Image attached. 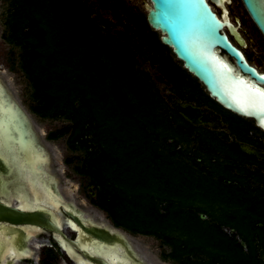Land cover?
I'll use <instances>...</instances> for the list:
<instances>
[{
	"label": "trees",
	"instance_id": "obj_1",
	"mask_svg": "<svg viewBox=\"0 0 264 264\" xmlns=\"http://www.w3.org/2000/svg\"><path fill=\"white\" fill-rule=\"evenodd\" d=\"M99 1L117 19L121 18L124 10L116 6V0L110 5ZM11 4L14 7L11 41L25 50L22 68L32 82L34 98L40 102L36 111L43 117H65L72 122L68 144L71 149H85L87 154L85 167L78 170L91 177V185L98 189V199L93 202L108 214L115 227L163 239L173 249L164 258H182L180 264H201L191 258L199 254L209 257L211 264H260L256 241L261 239L264 247V219L257 217L254 205L246 206L245 214L239 210L226 211L219 221L211 204H200L203 201L196 197L200 190L192 191L187 180L175 183L168 172L151 171L160 159V153L153 148V132L158 131L159 124L156 120L146 122L137 118L136 114L141 112L134 111L130 105L131 94L125 87L127 77L110 69V53L114 50L109 42L111 37L91 18L92 9L87 3L11 0ZM94 51L96 56L89 55ZM64 132L53 133L50 138L58 139ZM152 153L154 159L149 160ZM137 161L147 166L141 164L135 168ZM184 172L189 175V171L184 169ZM208 179L209 176L198 178L195 185L207 192ZM239 192L245 198L242 186ZM205 200L211 203L209 198ZM161 202H167L164 212L158 209ZM233 207L237 208L234 204ZM197 212L209 215L216 222L202 220ZM222 226L234 227L247 244V251L235 235L224 233ZM209 230L232 242L227 246L228 251L219 252L206 239ZM184 254L187 256L183 257Z\"/></svg>",
	"mask_w": 264,
	"mask_h": 264
},
{
	"label": "rangeland",
	"instance_id": "obj_2",
	"mask_svg": "<svg viewBox=\"0 0 264 264\" xmlns=\"http://www.w3.org/2000/svg\"><path fill=\"white\" fill-rule=\"evenodd\" d=\"M83 1L92 9L91 18L99 22L98 24L103 29L104 34H109L111 37L109 42L114 50L110 53V69L118 71L124 75V78L127 77L125 87L129 90L127 92L131 94L129 95L130 105L134 111L141 112L136 114L137 118L144 119L146 122L156 120L159 124L158 131L153 132V139L155 140L153 148L157 153H160V159L152 165L151 171L158 169L161 174L168 172L175 179V183L180 182L181 184L187 180L192 191L200 190L196 195L198 200L203 201L200 204L206 206L211 204L219 221L222 220L221 218L224 217L226 211L239 210L240 214H245L247 211L246 206L250 204L254 205L257 217L264 219V202L258 197V190L256 191V189H259V193L264 195V179L259 180L258 176H255V173L259 172L263 177L264 167L246 161L241 157L239 151L226 146L228 140L223 137L222 132L208 131L205 127L195 128L191 124L192 128H190L185 123L188 121L179 114L175 106L176 101L190 102L195 105L198 103L203 105V108H205L204 105H212L206 99H203L195 89V82L183 70L182 63L175 57L173 52L160 43L161 34L149 27L146 21L147 10L145 5L150 4V0L114 1L119 9L124 10V13L120 11V19H117L111 10L103 7L99 0ZM102 2L105 5H110L112 0H102ZM232 9L235 18L242 21L244 29L254 41V45H250L245 50L246 53L264 71L263 38L254 30L253 24L246 15L240 0H234ZM13 14L14 7L11 0H0V81L5 83L7 87H11L24 100L35 125L56 157L64 191L74 202L89 209L115 227L108 214L93 202L98 199V189L91 185V177L79 172L85 167L87 154L85 149H71L68 144L72 122L65 119V117H43L41 113L36 111L40 107V102L34 98L35 90L32 82L22 68L25 50L14 41H11V39L13 40L11 27ZM118 42L123 45L122 52V45ZM89 55L96 56V52H89ZM127 81L130 83L128 84ZM226 120L236 130L235 134L225 132L232 140H243V137H245L248 141L250 140L249 142H260L264 145V133L255 130L251 121L232 116L226 117ZM180 129H183V131ZM59 131H65V134L58 139L50 138L51 134ZM96 150L95 148L94 151ZM131 158L132 162L135 156ZM152 159H154L153 153L149 157V160ZM163 161L166 164H163ZM138 163L135 168L143 164L142 162ZM145 166L147 164H143V167ZM184 169L187 170V173L189 171L188 176L185 174ZM134 173L135 171L132 173L133 177ZM207 176H209L208 182L210 185L207 187L208 191L206 192L205 189L195 184L198 182V178ZM233 178L238 181V184L234 182ZM210 181L216 185H212ZM220 181H223V184L219 185L218 182ZM241 186L245 191V198H243L244 194L239 192ZM205 197L209 198L211 203L208 202L207 204ZM213 202H217V204L213 205ZM166 203L161 202L158 209L164 212ZM233 204L237 208H234ZM197 215L201 216L204 221L216 222V219L209 215L200 212H197ZM231 218L230 221L233 222L234 217L231 216ZM238 222L243 224L240 220ZM118 229L167 262L180 264L182 258L178 260L164 258L173 249L163 239L156 236L134 234L124 228ZM222 230L229 236L235 235L236 240L243 245L244 251H247V244L234 227L222 226ZM207 233L206 239L213 242L219 252L228 251L227 246L232 245V242L220 239L221 233L216 234L214 230H209ZM218 239L224 242L219 243ZM260 242L261 239L256 241V256L260 264H263L264 247L261 246ZM186 256L187 254L183 255V257ZM191 258L201 264L212 263L209 257L201 254L197 258Z\"/></svg>",
	"mask_w": 264,
	"mask_h": 264
},
{
	"label": "water",
	"instance_id": "obj_3",
	"mask_svg": "<svg viewBox=\"0 0 264 264\" xmlns=\"http://www.w3.org/2000/svg\"><path fill=\"white\" fill-rule=\"evenodd\" d=\"M226 2L231 0H150L146 19L212 98L264 129V114L242 110L245 86L264 88V74L230 40L226 29L239 46H246L229 21ZM241 2L264 36V0ZM229 9L234 20L232 6ZM176 108L196 124L191 117L199 113L198 107L176 102ZM236 145L235 150L244 153ZM41 231L55 234L73 260L56 245L46 248L52 246L51 237ZM0 264H171L74 202L63 189L56 157L24 100L5 83L0 86Z\"/></svg>",
	"mask_w": 264,
	"mask_h": 264
},
{
	"label": "flooded vegetation",
	"instance_id": "obj_4",
	"mask_svg": "<svg viewBox=\"0 0 264 264\" xmlns=\"http://www.w3.org/2000/svg\"><path fill=\"white\" fill-rule=\"evenodd\" d=\"M234 0H231L230 3L226 2V8L228 10V18H229V21L238 28L241 36L244 38L245 42H246V46L245 47H241L237 44V42L235 41V39L233 38V36L230 35L229 31L226 29V32L228 33L229 37H230V40L233 42V44H235L241 51L242 53L244 54L245 58L247 59L248 63L253 66L254 68H256L260 73H263L264 74V71L262 69V67L258 64H254L252 62V57L246 53L245 50L248 49V47L250 45H254V41L252 40L251 36L248 34V32L244 29L243 27V23L240 19L238 18H235L234 20L231 19L230 17V14H231V11H230V6H232ZM241 2V0H240ZM242 4V2H241ZM243 6V4H242ZM216 8V7H214ZM244 8V6H243ZM217 9V8H216ZM221 12L220 14H217L220 16V17H223L224 16V11L222 8H218ZM245 12H246V15L248 16V18L250 19L251 23L253 24V28L256 32H258L260 34V36L263 38L264 40V36L262 35V33L259 31V29L257 28L256 24L253 22L252 18L250 17V15L248 14V12L246 11V9L244 8ZM150 27V26H149ZM252 28V29H253ZM152 30V29H151ZM160 43H161V39H160ZM162 44V43H161ZM168 48V47H167ZM170 49V48H169ZM171 50V49H170ZM172 51V50H171ZM173 52V51H172ZM174 54V53H173ZM222 54H225L224 52H222ZM176 57V56H175ZM182 63V62H181ZM182 68L183 70L186 72V74H188V76H190L193 81L195 82L194 85H196V90L198 91V93L202 96L203 99H206L212 106H207V105H204L205 108H203V105L201 104H198L195 105V104H192L190 102H186L184 104H190V105H193L194 107H198L199 108V111H200V115H196L194 116L193 120L195 121H199L198 125L197 124H194V123H191V122H188L189 124H191L193 127L195 128H202V127H205L206 129L209 130H215V131H220L222 132V135L223 137H225V139L228 140V144L226 146L230 147L231 149L233 148L235 150V148L233 147V143H238V144H241V145H245V146H248L250 148H252L255 152H259V154L254 157L252 155H246L247 153H239L241 155V157H243L246 161L250 162V163H253V164H258L259 166H262L264 167V157L261 156L263 154H261L260 152H263L264 153V145L260 142H249L247 140V138L243 137L244 139H240V140H232L229 135L227 133H225L226 131H228L230 134H235L236 133V130L235 128L226 120V117H236V118H241V119H245V120H248V121H251V124H253V128L257 131H260L262 133H264V129H262L261 127H259L256 123V121L254 119H246V118H243V117H240L236 114H234L233 112L227 110L226 108H224L216 99L212 98V96L210 95V93L208 92L207 88L205 87V85L203 83H201L197 78H195L194 76H192L183 66V63H182ZM201 87V88H200ZM177 99V98H176ZM192 99V98H190ZM183 103V102H182ZM195 103V102H194ZM175 106H176V103H175ZM210 107H213V108H210ZM231 116H230V115ZM197 118V119H196ZM232 149V150H233ZM257 150V151H256ZM255 176H258L259 180L260 179H264V176L262 177L261 174L259 172L255 173ZM258 190V191H257ZM257 191V195L260 199L263 200L264 202V195H261L260 190L259 189H256ZM61 213L62 215L64 216V218H69L66 213H67V210H64L63 207H61ZM106 221V220H105ZM114 227V226H113ZM116 228V227H115ZM67 232V231H66ZM41 233H45L46 234H49L50 237H51V244L52 246H49V247H46V248H50V249H54L55 246L53 245H56V247H58L60 249V251L62 253H64V255L69 259V260H73L71 259L65 252L64 250L62 249L61 245L59 244L58 240L56 239L57 236L55 234H52V233H48V232H45V231H41ZM69 236L71 237V234L73 235V237H71L72 239H75V236L73 233H69ZM52 258H53V255H52ZM75 261V260H74ZM76 263V262H75Z\"/></svg>",
	"mask_w": 264,
	"mask_h": 264
},
{
	"label": "snow or ice",
	"instance_id": "obj_5",
	"mask_svg": "<svg viewBox=\"0 0 264 264\" xmlns=\"http://www.w3.org/2000/svg\"><path fill=\"white\" fill-rule=\"evenodd\" d=\"M245 87L246 91L242 110L247 111L249 114L252 111L264 114V88L256 87L255 85Z\"/></svg>",
	"mask_w": 264,
	"mask_h": 264
},
{
	"label": "bare ground",
	"instance_id": "obj_6",
	"mask_svg": "<svg viewBox=\"0 0 264 264\" xmlns=\"http://www.w3.org/2000/svg\"><path fill=\"white\" fill-rule=\"evenodd\" d=\"M0 86H3V82H2V81H0ZM176 102H177V101H176ZM177 104H179V105H183V106L190 105V104H184V103H182L181 101L177 102ZM198 112H199V113L196 114V115H200V111H198ZM196 115H192L191 119H192L193 122H195L196 124H198L199 121H195V120H193L194 116H196ZM196 119H197V118H196ZM236 146H238V149H240L242 152L247 153V154H249V155H252V156H254V157H256V156L259 154V152H258V153L255 152L252 148H250V147H248V146L241 145V144H238V143H237ZM256 151H257V150H256ZM260 153L263 154V155H261V156L264 157V153H263V152H260ZM259 155H260V154H259ZM102 216H103V215H102ZM103 217H104V216H103ZM106 221H107V220H106Z\"/></svg>",
	"mask_w": 264,
	"mask_h": 264
}]
</instances>
